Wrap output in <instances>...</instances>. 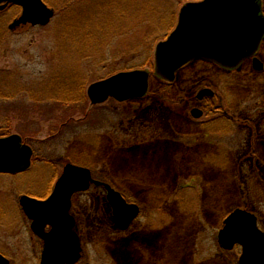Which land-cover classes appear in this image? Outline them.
<instances>
[{"label": "rangeland", "instance_id": "1", "mask_svg": "<svg viewBox=\"0 0 264 264\" xmlns=\"http://www.w3.org/2000/svg\"><path fill=\"white\" fill-rule=\"evenodd\" d=\"M45 1L56 10L46 26L11 31L20 9L0 11V136L46 140L69 122L62 138L36 145L41 155L58 163V174L67 163L90 166L97 179L143 208L123 232L103 188L76 197L73 213L84 249L79 264H118L122 249L115 240L134 233L136 244L123 250L129 258L143 257L140 264L148 262L150 243L154 264H239L241 248L224 250L218 234L237 208L253 212L264 231V74L260 79L245 68L223 76L215 65L197 63L171 88L152 80L151 92L160 97L92 106L91 84L152 67L156 45L176 26L181 0ZM206 85L235 121L231 127L217 123L221 135L189 136L193 131L182 118L193 119L189 102ZM75 96L81 102L68 107L43 102ZM208 144L231 153L211 154L215 146Z\"/></svg>", "mask_w": 264, "mask_h": 264}, {"label": "water", "instance_id": "2", "mask_svg": "<svg viewBox=\"0 0 264 264\" xmlns=\"http://www.w3.org/2000/svg\"><path fill=\"white\" fill-rule=\"evenodd\" d=\"M9 4L22 8V15L14 28L27 24L46 26L55 14L43 0H0L2 10ZM263 36L261 0L189 3L180 12L176 29L156 47L155 74L173 81L183 66L197 60L236 68L256 53ZM255 63L260 64L257 59ZM149 77L147 70L121 72L92 84L88 95L93 104L103 103L110 97L120 102L140 99L148 92ZM31 155V149L22 145L20 136L0 139V171L20 170L22 165L29 164ZM92 183L104 186L108 191L119 228L128 229L139 215V206L128 204L109 184L94 180L91 170L67 165L52 197L41 203L42 217L47 215L54 225L53 232L44 236L46 249L42 264H77L80 261L81 242L72 230L75 221L69 215L71 197L78 191L88 190ZM218 242L228 251L236 246L242 247L239 264H264V232L259 228L257 216L247 210L238 208L225 219Z\"/></svg>", "mask_w": 264, "mask_h": 264}, {"label": "flooded vegetation", "instance_id": "3", "mask_svg": "<svg viewBox=\"0 0 264 264\" xmlns=\"http://www.w3.org/2000/svg\"><path fill=\"white\" fill-rule=\"evenodd\" d=\"M197 1L200 0H181V8L188 2H197ZM261 8H262V15L264 16V0H262ZM263 53H264V36L261 41L260 48L256 54V57L244 61L242 65L239 66V68L225 69L217 65L215 66L223 76L232 75V73L235 71H241L245 68H248L251 75L258 78L260 77L261 79L262 75L264 74V59L262 58ZM255 59H259L261 65L260 64L257 65L255 63ZM197 63H207V62L196 61L188 64L178 72L175 82L178 81L181 72H183L187 68ZM154 79L157 80L162 87L171 88V86L175 84V82L173 83L164 82L162 80L157 79L156 77H153L151 81ZM151 81L149 84V91L147 93V96L145 97L146 99H148L149 97L151 99V95L152 97L153 95H156V97H160L159 91L157 93L151 92ZM251 89L252 88H249V90ZM217 97L218 94L209 85L202 86L198 89L196 95L193 98H191V101L189 102L192 103L194 106L189 112L193 119L189 120L187 118V115H184L182 118V120L186 124V127H188V130L193 131V132L190 131L192 133H187V135L194 137L197 135H204L205 137H207L209 134L221 135L223 131H220V127H217L218 125H216L217 123L222 125L226 124L227 127H231L230 125H232L235 119L229 114L228 111L224 110L223 103L217 104L215 102V98ZM137 101L142 102L144 100L142 99ZM194 111L195 113H193ZM220 112H222V114L220 116H217L218 113ZM86 116H87L86 119H88L89 113H87ZM204 118H206L207 120L203 121ZM179 119L181 123V113ZM68 123L69 122H65L63 125H66ZM63 125L61 126V130L58 131V135L54 134L53 132V134H51L48 138H46V140L45 139L40 140L37 138H26L23 134H20L22 136L23 143L29 145L32 148V156L29 164L22 165L20 170L14 172L0 171V264H16L17 259H27V258L31 261L37 262V264H41L42 262V253L46 246L42 234L44 235L51 234L54 225H52L51 220L47 215L42 217L41 205L40 204L35 205L33 204V202L36 201L38 203V202L47 201L53 195L57 183L60 177L62 176L63 170L60 174H58L57 171L58 163H56L55 160L52 159V157L48 158L44 155H41L40 148L36 147V145L40 144L41 141L45 143V141H52L58 138H62ZM181 134L184 135L185 133H181ZM165 140L166 139L160 141H162L163 143ZM166 141L170 142L171 144L175 143L170 139H167ZM262 142L263 143L261 145L264 147V141ZM208 145H213V144H208ZM218 145H213L215 147L210 148V150L208 151L211 152V154L214 153L215 150L219 154L223 152L231 153L230 148L228 149L227 147L221 146V144ZM202 148H206V147H202ZM67 164H65V166ZM72 164L79 166L86 165V164L85 165L77 164L76 161L75 163L73 162ZM65 166L63 167V169L65 168ZM82 193L84 192L76 193V195L72 197L71 209L69 211V215L74 217L75 219L76 225L74 230L77 232L79 236L80 234L77 228L78 221L77 218L74 216L73 207L76 203L75 201L76 197H78ZM24 199H27L29 202H31V205L24 203L23 202ZM106 199H107V195H106ZM27 200L25 201L28 202ZM139 206L141 208V213H142L143 208L141 204H139ZM30 207L32 211L29 213L28 210ZM55 218L57 219V217ZM131 227L127 231H123V232H128L131 229ZM80 238L83 245L82 237L80 236ZM137 238H138V234L134 233L126 237L125 240L123 238L125 243H122L123 242L122 239L115 240L118 248L122 249V250L118 249L119 251L118 254L122 258V259H117L116 262L118 264H125L124 262H127L129 264H133V263L140 264V261L143 262V257L138 258L134 255V258H129V255L126 254L127 252L123 250L125 249L123 247L126 246L127 249L133 247L137 242ZM68 242L69 241L67 240L66 243ZM153 252H155L153 250V244L150 243V246L147 248L145 252L146 256L149 257L148 262L146 264H154L152 259ZM139 253L141 254V252Z\"/></svg>", "mask_w": 264, "mask_h": 264}, {"label": "trees", "instance_id": "4", "mask_svg": "<svg viewBox=\"0 0 264 264\" xmlns=\"http://www.w3.org/2000/svg\"><path fill=\"white\" fill-rule=\"evenodd\" d=\"M63 99H66V98H63ZM50 101H53L52 103L54 104H52L53 106H56V108H58V107H61V106H73V105H77L79 102H81L80 100H78L77 99V96H75L74 98H72V100L71 99H69V100H67V101H59L58 99H47V100H43V102L45 103V104H48V105H50Z\"/></svg>", "mask_w": 264, "mask_h": 264}]
</instances>
